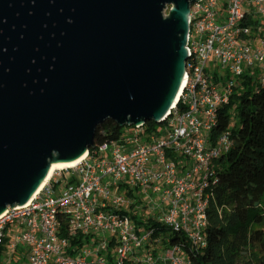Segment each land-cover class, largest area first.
<instances>
[{"label":"built area","instance_id":"built-area-1","mask_svg":"<svg viewBox=\"0 0 264 264\" xmlns=\"http://www.w3.org/2000/svg\"><path fill=\"white\" fill-rule=\"evenodd\" d=\"M185 50L181 95L161 123L124 127L70 169L73 183L58 185V171L29 203L6 208L0 264H192L160 229L206 247L214 163L231 147L229 131L212 139L218 110L243 77L264 87V0L192 3ZM61 219L86 239L72 253Z\"/></svg>","mask_w":264,"mask_h":264},{"label":"water","instance_id":"water-1","mask_svg":"<svg viewBox=\"0 0 264 264\" xmlns=\"http://www.w3.org/2000/svg\"><path fill=\"white\" fill-rule=\"evenodd\" d=\"M196 1L0 0V215L84 156L105 120L161 123Z\"/></svg>","mask_w":264,"mask_h":264},{"label":"trees","instance_id":"trees-1","mask_svg":"<svg viewBox=\"0 0 264 264\" xmlns=\"http://www.w3.org/2000/svg\"><path fill=\"white\" fill-rule=\"evenodd\" d=\"M243 79L228 105L219 108L212 135L215 140L229 131L231 147L214 163L206 247L192 250L179 234L163 226L160 229L170 243L181 246L192 264H264V87ZM123 131L115 122L105 120L95 130L89 154L97 144L118 140ZM63 172L58 185L75 181V176ZM58 230V236L68 241L70 253L86 241L80 234L70 236L63 219Z\"/></svg>","mask_w":264,"mask_h":264},{"label":"bare ground","instance_id":"bare-ground-1","mask_svg":"<svg viewBox=\"0 0 264 264\" xmlns=\"http://www.w3.org/2000/svg\"><path fill=\"white\" fill-rule=\"evenodd\" d=\"M182 88H183V82H182V85H181V87H180V89L176 95V98L172 104V107L177 103V101L181 95ZM85 156H86V154L84 156H82L81 158L77 159L76 161H74L73 163H57V164L51 166L45 180L42 182L40 187L33 194V196L28 200L27 203H29L41 191V189L44 187V185L54 176V174L56 172L76 167L85 158Z\"/></svg>","mask_w":264,"mask_h":264},{"label":"rangeland","instance_id":"rangeland-1","mask_svg":"<svg viewBox=\"0 0 264 264\" xmlns=\"http://www.w3.org/2000/svg\"><path fill=\"white\" fill-rule=\"evenodd\" d=\"M171 9V7H167L165 10H164V12H163V14H164V16L165 17H167L168 16V13H169V10ZM254 86V85H253ZM230 112H231V110H230ZM65 170H68V169H65ZM65 170H62V171H65ZM63 173H65V175H68L70 172H63ZM62 174V173H61ZM60 174V175H61ZM54 177H56V175L54 174ZM133 210V209H132ZM148 214V212H146V215ZM18 254V252L16 253V255ZM21 262H25V260L24 259H21ZM12 264H17V262L15 261V259H13L12 260Z\"/></svg>","mask_w":264,"mask_h":264}]
</instances>
